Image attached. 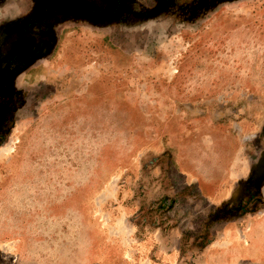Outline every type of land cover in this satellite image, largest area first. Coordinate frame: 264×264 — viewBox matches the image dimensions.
Masks as SVG:
<instances>
[{
    "label": "rangeland",
    "instance_id": "374dc122",
    "mask_svg": "<svg viewBox=\"0 0 264 264\" xmlns=\"http://www.w3.org/2000/svg\"><path fill=\"white\" fill-rule=\"evenodd\" d=\"M0 264H264V0H0Z\"/></svg>",
    "mask_w": 264,
    "mask_h": 264
},
{
    "label": "trees",
    "instance_id": "16d2710c",
    "mask_svg": "<svg viewBox=\"0 0 264 264\" xmlns=\"http://www.w3.org/2000/svg\"><path fill=\"white\" fill-rule=\"evenodd\" d=\"M206 231V230H205ZM188 233L187 232H185V234H184V238H182L181 240H180V242H181V244H180V250H181V253L182 252H185L184 250L186 249V250H188V249H190V247H192V245L194 244V245H196L197 247H203V246H205L207 243H209V239H207L208 238V235H203V234H201V235H199L197 238H195V237H193L192 235V237L189 239L190 240V243L187 245V246H185L184 244L187 242V238L186 237H188V235H187ZM209 240V241H208ZM196 242V243H195Z\"/></svg>",
    "mask_w": 264,
    "mask_h": 264
}]
</instances>
